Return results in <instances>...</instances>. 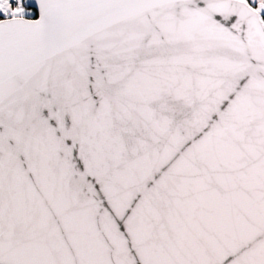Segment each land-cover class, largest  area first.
I'll use <instances>...</instances> for the list:
<instances>
[{
    "label": "snow or ice",
    "instance_id": "obj_1",
    "mask_svg": "<svg viewBox=\"0 0 264 264\" xmlns=\"http://www.w3.org/2000/svg\"><path fill=\"white\" fill-rule=\"evenodd\" d=\"M0 264H264V0H0Z\"/></svg>",
    "mask_w": 264,
    "mask_h": 264
}]
</instances>
